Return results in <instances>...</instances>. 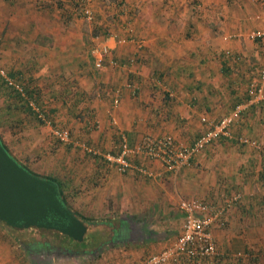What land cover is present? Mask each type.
I'll return each instance as SVG.
<instances>
[{
	"label": "crops",
	"instance_id": "0c3cea01",
	"mask_svg": "<svg viewBox=\"0 0 264 264\" xmlns=\"http://www.w3.org/2000/svg\"><path fill=\"white\" fill-rule=\"evenodd\" d=\"M191 1L115 0L107 11L96 8L105 29L110 27L103 32L111 48L108 59L121 64L99 69L111 94L105 96L95 81L80 86L81 93L67 87L62 98L73 95V105L79 106L78 95L83 99L85 91L91 94L107 145H118L126 135L134 146L145 134L193 143L204 130L202 116L217 120L241 99V74H251L259 58L247 31L264 29V0ZM76 10L74 0H0V54L14 65L10 72L23 76L39 68L40 73L41 60L58 57L63 61L59 68H70L75 81L84 85L87 60ZM107 13L112 16L107 18ZM111 31L127 41H119ZM227 49L245 58L233 63L225 55ZM127 81L138 85L136 95L125 86ZM116 90L120 102L113 106ZM255 107L249 105L253 112ZM237 142L216 139L176 173L158 161L143 160L155 172L152 178L121 173L107 163V264L138 263L171 245L184 223L180 201L196 196L218 201L223 188L240 191L241 199L231 207L226 225L214 227L221 260L264 264V150L240 152ZM79 250L76 255L91 253L86 245ZM38 251L42 256L30 255L32 264H53L58 251L73 255L60 246ZM234 251H245L250 259L230 257Z\"/></svg>",
	"mask_w": 264,
	"mask_h": 264
},
{
	"label": "rangeland",
	"instance_id": "374dc122",
	"mask_svg": "<svg viewBox=\"0 0 264 264\" xmlns=\"http://www.w3.org/2000/svg\"><path fill=\"white\" fill-rule=\"evenodd\" d=\"M76 1H81L83 4L88 6L92 10L93 14L92 20L88 21L82 16V13L78 11L79 8L76 10L78 15L77 18H80L79 26L81 29H83L81 32L83 35L82 42L84 43L82 47L84 49L82 48V50L84 51L85 58L87 60L85 62L87 71L85 73V78L82 79L85 81V83H83L84 85H81V83L78 84V82L75 81L73 75L70 74V68H67L66 71H64L61 67L59 68L61 65L60 63L63 61H57L58 57H55L54 59L47 58L41 60L40 63L38 61V63L41 64L40 73L39 68H37L32 74L27 72L24 73L23 76L19 75L18 73L14 74L16 77L17 75L20 76L22 82L27 84L30 88L36 90L38 95L34 94V96L30 95L29 97L34 99V101H36L39 106L45 109L47 116L52 119L54 125L57 127L66 128L70 131V134H72L71 142L65 143L55 138L51 134V128L47 124L38 120L33 112L28 114L22 111L21 108L13 109L14 111L10 115L12 119L9 118L8 121L3 120L2 123H0V135L3 137V140L10 145V147L14 148L13 151L16 152L18 159L34 173L40 176L68 175V177L71 178L74 189L73 191L75 193L74 196L68 198V202H70V207L72 210L76 211L80 216L90 220L89 222H85L87 224V231L82 242H85L84 244L86 245V248L89 249L91 253L76 255L73 252V248L71 246L73 243L69 242L68 240L65 241L62 236L63 234L51 229H47L49 230L47 231V240L38 234V230L35 231L37 232L36 234L29 235L28 239L36 240H33L29 244L30 248H24L19 245L18 241L15 240L8 227L0 221V264H32V256L30 255L42 256V254L39 255V247L37 249L32 248L38 240L47 241V243L50 245L52 241L53 244L51 246H54L55 248L60 246L67 253L70 250L68 254H71L72 251L73 255H65L58 251L57 255H54L56 260L58 259L54 262L55 264H107V241L105 242V239H107V225H105V222H107V161H105L100 154H103L107 151H112V149L115 150L116 144L112 143L107 145L108 135H106L105 139L102 138L103 133L100 131L103 129L101 126L102 121L95 117L91 94H88V92L83 89L86 95L83 94V99L81 98V95H78L82 101L80 105L77 106L73 105L75 102L72 100L73 95H68L67 99H63L62 93L67 87H69V89L73 92L76 91L77 93H81L80 86L86 87L89 83H95L96 81L99 90H103V94H105V96L109 97L107 93L111 94V89L109 91L101 77V70L96 69L90 59V48L92 40L96 35L103 36V32L110 29V27L107 25L106 30L102 22H100L101 20L98 19L96 15V8L107 11V9H111L109 6H112L113 1L115 0ZM191 3L196 4L197 2L193 0ZM110 16H112V14L107 13V18ZM111 32L113 35H117V39L121 38L117 32ZM247 38H249L253 44L256 43V49H254L257 51L259 58L257 60L258 63H256V65L254 64L255 69L252 70L251 74H241L242 82L239 83V90L237 92L239 93L241 99L235 104L246 102L248 99L247 88L249 85L259 84L258 70L261 67L263 60L264 38L260 40H252L250 37ZM136 44L138 47V45L142 44V41H137ZM233 53L234 52L230 50V53L226 52L225 54L226 57L232 59L233 63L242 61V57L245 58V55L242 53L238 54L240 56L239 58H235L233 57L235 56V53L234 55ZM6 60L10 59H4V57L0 54V62L9 73L10 69H14V65L9 66L8 61ZM118 67L119 66L112 68L115 69ZM35 74L39 76L36 77ZM40 79L44 80L40 82ZM0 88L4 91V94H8L9 85L5 83L1 75ZM16 93L21 98L23 97L18 92ZM6 100L8 102H13V100H16V103L22 101L14 95L9 96V98ZM251 104H256V107L253 108L254 112L249 108V105ZM52 108L55 109L56 112L49 114L48 111ZM73 109H76V112L72 117ZM251 113H253V115H251ZM0 116L2 118L1 113ZM250 117H255L254 122H259V124H254V122L250 124L248 121ZM202 123L205 127V122L202 121ZM232 129L235 135L243 134L245 137L255 140L260 144V148H252L253 146L248 147L249 145L244 146V143L241 144V142H237L236 144L240 152L246 150L247 153H249L248 151L250 148V150L254 153H261V150H264V100L250 103L248 105L246 104L241 110L239 117L234 118L232 122ZM147 135L153 134H145L143 137ZM83 144L92 146L94 149H97L100 154L90 153L84 149L82 146ZM95 168L98 171H95ZM221 191L222 192L220 193L222 194L220 195V200L224 196L229 195L232 191L236 190L231 188L227 190L223 188ZM225 225L226 224H224V226ZM77 244L79 246L77 248L83 249L85 247V245L81 242H78ZM236 253L237 252L235 251L231 252L229 253V256H232L235 259H250L249 256H236ZM239 253H245V251ZM219 254L221 255V253ZM223 260H221V257L216 256L211 258V260L208 259L205 264H225L226 261Z\"/></svg>",
	"mask_w": 264,
	"mask_h": 264
},
{
	"label": "built area",
	"instance_id": "2783aa9c",
	"mask_svg": "<svg viewBox=\"0 0 264 264\" xmlns=\"http://www.w3.org/2000/svg\"><path fill=\"white\" fill-rule=\"evenodd\" d=\"M79 3L81 5L82 16L86 20L91 21L93 18L92 10L81 1ZM247 35L252 40H260L264 38V30L250 29ZM224 37L227 38L229 35H225ZM127 39V37L118 38L121 42H126ZM110 51L111 48L108 46L104 36L96 35L93 38L90 55L96 69H102L106 64L110 67L121 65L117 59H108ZM226 52L230 53V50L227 49ZM234 57L238 58L237 55ZM129 61L132 62L134 59ZM0 75L5 83L26 99L37 119L51 128V134L55 138L65 143L71 142L72 134H70V131L54 125L43 107L39 106L34 99L29 97L22 80L10 72L8 73L1 62ZM258 76L259 84H251L247 88L248 99L246 102L235 104L231 112L217 120H209L206 116L201 117V120L205 122V127L193 143H180L168 135H147L137 142L136 145L131 146L128 143V137L122 135L115 150L112 149V151H107L103 154H100L92 146L86 144L82 146L90 153L100 154L108 164L115 166L121 173L133 172L145 178L154 177L155 172L143 160L158 161L166 171L176 173L208 144H211L218 138H237L239 142L245 145L260 148V144L257 141L251 140L244 135H235L232 130L234 118L240 115L241 110L246 104L264 100V54L262 65L258 70ZM125 86L136 95L139 87L135 82L127 81ZM119 102L120 91L116 90L112 98V104L113 106H117ZM136 156L139 157L138 161H135ZM240 198L241 194L236 190L218 201L206 200L200 197L181 200L179 208L184 212V223L175 241L166 248L150 254L143 261L132 264H205L208 259L218 257L220 252L214 235V227L224 226L229 210ZM241 255L242 257H246L248 253H236V256Z\"/></svg>",
	"mask_w": 264,
	"mask_h": 264
},
{
	"label": "water",
	"instance_id": "95a60500",
	"mask_svg": "<svg viewBox=\"0 0 264 264\" xmlns=\"http://www.w3.org/2000/svg\"><path fill=\"white\" fill-rule=\"evenodd\" d=\"M0 220L20 229H51L82 242L87 225L61 200L50 179L29 172L0 140Z\"/></svg>",
	"mask_w": 264,
	"mask_h": 264
},
{
	"label": "trees",
	"instance_id": "16d2710c",
	"mask_svg": "<svg viewBox=\"0 0 264 264\" xmlns=\"http://www.w3.org/2000/svg\"><path fill=\"white\" fill-rule=\"evenodd\" d=\"M74 3L76 5V8L78 10L79 8V12L81 13V5L79 3V1H76L74 0ZM90 59L92 60V57L90 55ZM93 62V61H92ZM11 74L14 75V73L10 72ZM17 78H20V76L17 75ZM24 83V82H23ZM24 86H25V89L28 93V95L30 96H34V94L38 95V93L36 92V90H34L33 88H30L27 84L24 83ZM8 94H4V91L0 88V113L2 114V118L0 116V123H2V121H8L10 117V115L13 113V109H20L26 113H31L32 110L30 109L29 105H28V102L26 101L25 98H21L17 93L16 91H14V89L12 87L9 86L8 88ZM14 95L15 97H17L18 99H21L22 101L21 102H18L16 103V100H13V102H8L6 99L9 98V96L11 95ZM36 98V97H35ZM3 99V100H2ZM240 101V100H238ZM237 102V101H236ZM235 102V103H236ZM233 103V105L235 104ZM44 109V108H43ZM45 110V109H44ZM54 112H56L55 109H49L48 113L49 114H53ZM12 119V118H11ZM12 121V120H11ZM0 140L2 142V144L4 145V147L7 149V151L20 163L24 166L25 169H27L29 172L35 174V175H38L36 173H34L32 170H30L26 165H24V163H22L17 155H16V152L13 151L14 148L10 147L9 144H7L4 140H3V137L0 135ZM95 157V156H94ZM97 158V157H95ZM40 176V175H38ZM40 177L42 178H47V179H50L52 180L53 182H55L58 186V189H59V193H60V197H61V200L63 201V203L68 206L71 210L72 208L70 207V202L69 201V197H72L74 196V189H73V186H72V180L70 177H68V175L66 176H57V175H46V176H43L41 175ZM81 220H83L84 222H89L90 220L88 218H84L82 216H80L76 211L72 210ZM2 223L5 224V226L8 227V229L11 231V233L13 234L14 238L16 241L19 242V245L24 247V248H30L29 247V244L33 241V240H36V239H28L29 238V235H33V234H36L38 230V234L44 238L45 240L48 239V232L49 230L47 229H40V228H37V227H30V228H25V229H20V228H17V227H13V226H10L9 224H7L6 222L0 220ZM37 228V229H36ZM61 234V233H60ZM64 240L65 241H69L71 243H73V245H71L73 248H74V252L75 254L78 253V252H81L79 250V247L78 246V242L73 240L72 238L66 236V235H62ZM70 243V244H71ZM82 244H84L85 242H81ZM52 241H51V245H52ZM49 243H47V241H37V243L32 247L33 249H37L39 247V249L41 248H45L46 250L47 249H54L55 247L54 246H51ZM85 245V244H84ZM72 254V252H71ZM219 257H221V255H219ZM36 260V259H35ZM33 264H36L35 262Z\"/></svg>",
	"mask_w": 264,
	"mask_h": 264
},
{
	"label": "flooded vegetation",
	"instance_id": "af4514ba",
	"mask_svg": "<svg viewBox=\"0 0 264 264\" xmlns=\"http://www.w3.org/2000/svg\"><path fill=\"white\" fill-rule=\"evenodd\" d=\"M86 224V223H85ZM87 225V224H86ZM60 233V232H59ZM44 250H46L45 248H43ZM47 251H48V249H47Z\"/></svg>",
	"mask_w": 264,
	"mask_h": 264
}]
</instances>
